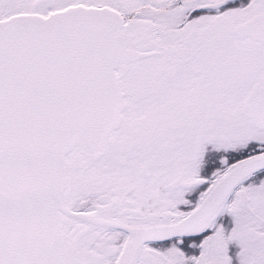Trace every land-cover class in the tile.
I'll use <instances>...</instances> for the list:
<instances>
[{
    "label": "snow or ice",
    "instance_id": "6c2138e0",
    "mask_svg": "<svg viewBox=\"0 0 264 264\" xmlns=\"http://www.w3.org/2000/svg\"><path fill=\"white\" fill-rule=\"evenodd\" d=\"M0 264H264V0H0Z\"/></svg>",
    "mask_w": 264,
    "mask_h": 264
}]
</instances>
